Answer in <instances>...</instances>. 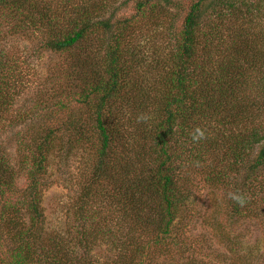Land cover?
<instances>
[{
	"label": "trees",
	"instance_id": "1",
	"mask_svg": "<svg viewBox=\"0 0 264 264\" xmlns=\"http://www.w3.org/2000/svg\"><path fill=\"white\" fill-rule=\"evenodd\" d=\"M40 1L0 0L10 14L16 7L42 9L45 50L68 58L52 74H63L57 84L25 97L16 91L14 64L0 53V177L17 179L0 184V264H222L223 253L203 244L207 233L221 237L220 211L209 218L193 188L200 181L231 184L221 166L228 163L242 177L229 201L231 217L260 210L255 215L264 221V33L232 32L229 43H214L218 21L233 10L245 19L251 3L88 0L73 12L72 0ZM130 6L134 14L121 16ZM185 6L176 29L171 11ZM159 16L156 26L168 25L170 40L147 57L136 46L137 22ZM141 115L146 119L138 120ZM197 129L204 135L194 139ZM10 132L24 152L11 168L4 157ZM81 149L86 178L77 211L56 230L42 183L50 160L69 166ZM103 207L113 209L117 225L106 221ZM198 227L204 230L199 240H186L187 230ZM92 232L112 243L99 261L86 256Z\"/></svg>",
	"mask_w": 264,
	"mask_h": 264
},
{
	"label": "rangeland",
	"instance_id": "2",
	"mask_svg": "<svg viewBox=\"0 0 264 264\" xmlns=\"http://www.w3.org/2000/svg\"><path fill=\"white\" fill-rule=\"evenodd\" d=\"M87 1L88 0H72V5H74V7L70 4L71 10H73V12L76 10L80 11L81 8L85 7ZM93 1L96 2L95 0ZM233 1L237 6L238 2H236V0ZM177 2L183 4L185 0H177ZM247 2L251 3L253 11L246 15V21L244 18H241L240 14H235L234 10L232 13L228 12V16H226V14L223 16L224 21H218L219 34L215 39V44L224 46L225 43H229L230 34H232V32L237 34L238 32H248L250 29L258 34L264 33V0H247ZM37 3L38 5H42L40 0H37ZM243 8L245 9L246 7ZM32 9L34 8L31 6L27 7L26 10L16 7L13 14H10L6 8L0 7V53L6 56L9 64H14L16 73L12 75L17 81L16 91L20 90L23 93L21 95L25 97H28L29 94H43L45 90L40 91V86L45 87V85H47L48 88L46 91H48L53 84H57L53 80L60 79V77H63V74H52L54 71H60V69L65 67L68 60L67 54L65 53H54L45 50L44 45L47 36L45 35V31L47 28L43 31V25L41 24L43 22L40 19V12L42 9L38 11ZM30 10L31 13L34 14L33 17H31ZM186 10L187 7L185 10L178 7L171 11L172 14H176L177 16L175 22L176 29L182 27L186 16ZM110 13L111 10L109 12L103 11L102 18L108 17ZM76 14L78 15L79 12ZM120 14L123 17H127L128 15L134 14V9L130 6ZM160 17L161 16L151 19V21L149 19H141L137 22L140 26V32L135 38L136 46H142L143 50L147 53V57H150L151 51L153 50L161 51L164 49L166 42L170 40V36L167 33L168 25H162L161 27L156 26V22H162V18ZM170 18L172 19V17ZM168 42L166 47L168 46ZM237 43V45H239L240 41ZM150 60V62L153 61L152 59ZM38 124L39 121L36 122V125ZM5 140L4 146L7 148L4 149V157L6 156L7 163L11 168L13 165L18 164V159L20 160V158H22L24 152L21 151V148L18 146V139H16L13 133L10 132ZM1 141L2 140H0V142ZM82 150L83 149L74 150L73 155H70L68 161L64 158L66 157V153L60 156L63 160L67 161L69 166L63 165L58 167L56 165L57 160H50V168L47 172L46 181L42 183L45 213L50 217V221L56 230L63 231V228H66V224L72 219L74 212L77 211V204L80 198L79 194L86 178V174L82 172L86 169V164L84 163L85 159L79 158L85 155ZM221 166H225L229 169L228 172L233 177L231 184H217L213 187H206L203 185L202 181H200L199 184L193 188L194 190L197 188L200 189L199 194L196 195L197 207H200L204 202L210 208L206 215L212 220L218 219L219 222H223L225 225L222 226L224 229L219 231L221 237L214 238L213 234L207 233L208 238L203 244L211 248L215 247L219 253H223L222 264L233 263V260H230V254L227 249V244L230 243V240L235 249L234 264H264V221L260 220L261 215H255L262 214V212L256 210L251 212L254 214H247L242 218L238 216L234 218L231 217L232 214L229 212V201L236 193V189L240 187L238 183L239 180L241 181L242 177L232 171L228 163ZM72 176H74V178L79 176L80 181L74 184L73 180L72 182L70 181ZM16 180L17 179H14L12 175L6 174L0 177V184H6L11 181L14 183ZM23 181H25L24 178H22L21 182L24 183ZM210 197H214L215 200H208ZM102 209L104 211L103 215L106 217V221L109 224L110 222L111 224L113 222L115 223L117 220V222L120 221L118 217L115 218L112 215V208L103 207ZM218 210L220 214H218L215 219L212 215ZM85 217L86 213L83 218ZM1 224L2 222H0V225ZM115 225L117 224L115 223L113 226ZM3 227L7 226L5 225ZM15 230L16 227L14 228V231ZM203 232L204 230L199 227L191 232L188 229L186 232L187 234H185L186 240H188V236L190 235L189 239L196 242ZM92 236H94L93 232ZM3 241L6 242L5 237H3ZM111 244V242L104 244L102 239H98V237L94 236L90 245L91 253L90 250L87 249L90 255L86 256H91L92 259L98 261L102 260L105 257L104 252L108 251V246Z\"/></svg>",
	"mask_w": 264,
	"mask_h": 264
},
{
	"label": "clouds",
	"instance_id": "3",
	"mask_svg": "<svg viewBox=\"0 0 264 264\" xmlns=\"http://www.w3.org/2000/svg\"><path fill=\"white\" fill-rule=\"evenodd\" d=\"M144 119H146L145 116H142V115H141V116L138 117V120H144ZM197 133H198V135L195 136L194 139H196V138H200V137H203V135H204V133H203V132H200L199 129H197ZM234 199H239V197H234ZM240 202L243 203L242 200H241Z\"/></svg>",
	"mask_w": 264,
	"mask_h": 264
}]
</instances>
